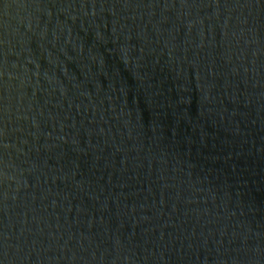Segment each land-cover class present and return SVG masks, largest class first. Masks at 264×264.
I'll return each mask as SVG.
<instances>
[{"label":"water","instance_id":"95a60500","mask_svg":"<svg viewBox=\"0 0 264 264\" xmlns=\"http://www.w3.org/2000/svg\"><path fill=\"white\" fill-rule=\"evenodd\" d=\"M0 264H264V0H0Z\"/></svg>","mask_w":264,"mask_h":264}]
</instances>
